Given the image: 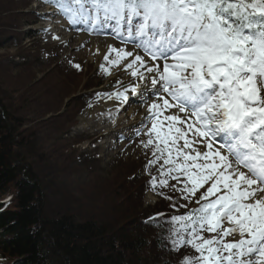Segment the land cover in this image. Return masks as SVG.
<instances>
[{"label": "snow or ice", "instance_id": "snow-or-ice-1", "mask_svg": "<svg viewBox=\"0 0 264 264\" xmlns=\"http://www.w3.org/2000/svg\"><path fill=\"white\" fill-rule=\"evenodd\" d=\"M59 7L69 23L95 31L114 21L119 36L126 27L127 38L138 39L144 55L110 47L104 56L141 82L108 99L132 106L152 89L141 142L152 147L149 166L163 160L152 190L173 179L189 203L200 193L198 207L169 222L173 249L197 254L181 264H264V0H61Z\"/></svg>", "mask_w": 264, "mask_h": 264}, {"label": "rangeland", "instance_id": "rangeland-1", "mask_svg": "<svg viewBox=\"0 0 264 264\" xmlns=\"http://www.w3.org/2000/svg\"><path fill=\"white\" fill-rule=\"evenodd\" d=\"M45 11L48 10L36 0H0V110L13 131L16 168L29 174L32 183L37 182L50 212L60 210L62 214L75 215L79 221L95 220L110 228V232L122 235L136 229L141 237L149 239L143 255L148 264H161L165 259L181 264L186 256H195L191 247L174 250L170 232L162 245L164 252L154 245L161 234L155 225L198 207L195 201L200 193L189 203L171 187L175 185L171 182L169 187H159L165 194L162 198L148 192L152 177L157 182L162 177L160 167L149 166L152 147L142 146L148 136L142 135V125L130 116L131 106L116 110L121 126L96 134L78 131L86 126L80 118L87 108L98 106L110 94L128 87H123V64L115 67L104 60L110 47L117 46L109 41L100 57L98 51H88L89 42L83 44L79 37L71 40L65 31L59 42H47L52 36L44 30V42L39 37L29 38L35 28L48 25H32L39 16L49 19V24L55 18L61 20L60 10L52 14ZM60 58H67V64L62 66ZM114 58L116 53H111L109 60ZM101 65L108 69L110 78H104L108 72ZM101 114L96 113L89 120L97 122ZM144 124L151 127L146 119ZM159 212L167 214L146 220L150 213Z\"/></svg>", "mask_w": 264, "mask_h": 264}, {"label": "trees", "instance_id": "trees-1", "mask_svg": "<svg viewBox=\"0 0 264 264\" xmlns=\"http://www.w3.org/2000/svg\"><path fill=\"white\" fill-rule=\"evenodd\" d=\"M12 134L0 111V201L5 195L11 199L5 203L9 209L0 211V254L13 264H148L143 255L149 239L136 229L112 233L95 220L79 221L46 209L39 186L14 166ZM11 187L15 195L9 193ZM161 264L174 262L165 259Z\"/></svg>", "mask_w": 264, "mask_h": 264}, {"label": "bare ground", "instance_id": "bare-ground-1", "mask_svg": "<svg viewBox=\"0 0 264 264\" xmlns=\"http://www.w3.org/2000/svg\"><path fill=\"white\" fill-rule=\"evenodd\" d=\"M94 39V38H93ZM79 41L82 43H85L86 41L89 42L91 39H89L88 36L83 35L78 38ZM72 42V41H71ZM90 45L87 47L89 52L92 51H98L100 54V57H102L105 53V48L108 46L107 44H110V42L106 40H91ZM70 57L67 55V58ZM67 58H64L62 60L59 59V62L62 66L67 64ZM143 71V69H141ZM141 83L140 81H135L134 84ZM133 84V85H134ZM143 87V86H142ZM152 89L149 88L148 91L145 93V96H151ZM151 102L143 105V106H133L132 107V114L134 120H142L147 114V107L150 105ZM120 102L116 99H108L104 101L103 103H100L98 106H94L91 108H87L84 111V114L82 118H80L81 123L83 122V125H86L85 127L81 128L79 127L78 131L83 132V134H86L88 132L96 134L99 132L108 131L115 126H121L122 120L118 119L116 115V110L119 111ZM102 112L101 119H98L97 123L90 121L89 119L92 118L96 113ZM115 115V116H114Z\"/></svg>", "mask_w": 264, "mask_h": 264}]
</instances>
